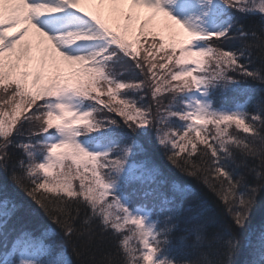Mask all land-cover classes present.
<instances>
[{"label":"snow or ice","instance_id":"6c2138e0","mask_svg":"<svg viewBox=\"0 0 264 264\" xmlns=\"http://www.w3.org/2000/svg\"><path fill=\"white\" fill-rule=\"evenodd\" d=\"M0 177V264H264V0H0Z\"/></svg>","mask_w":264,"mask_h":264},{"label":"trees","instance_id":"16d2710c","mask_svg":"<svg viewBox=\"0 0 264 264\" xmlns=\"http://www.w3.org/2000/svg\"><path fill=\"white\" fill-rule=\"evenodd\" d=\"M241 22L244 24V27L246 29H252L253 27H255L257 30L259 29L260 19L258 16L244 17L242 18ZM239 43V41H233L225 45V47L238 46ZM248 83L250 87L259 88V85L254 82L249 81ZM249 110H253L251 105L249 106ZM117 119L119 118L117 117ZM148 140H151V137H148ZM146 147L149 150V154L154 156L156 162L164 169L165 173L169 175L171 179L188 184L196 190L197 194L204 199L205 206L214 219L222 223H230V219L226 215L224 206L219 201H217L211 193H208L207 189H205L203 185L181 175L178 171L172 168L171 165H169V163L166 161V159H164L163 155L159 152V149L155 146L154 142L146 143ZM249 179L251 180V177H249ZM3 197L16 199L21 204L24 201H28V203H31V201L28 200V197L23 192H21L19 189L14 188L10 183L7 182L6 178L0 177V198ZM32 208L35 210L33 212V216L39 213L43 217V213L35 204H32ZM43 218L46 223H50V221L47 220V217ZM261 227H264V195L258 197L257 204L253 210L252 218L249 224L250 231L253 233H258ZM108 247L109 244L107 242L102 243V248L107 249Z\"/></svg>","mask_w":264,"mask_h":264},{"label":"rangeland","instance_id":"374dc122","mask_svg":"<svg viewBox=\"0 0 264 264\" xmlns=\"http://www.w3.org/2000/svg\"><path fill=\"white\" fill-rule=\"evenodd\" d=\"M119 118V117H118Z\"/></svg>","mask_w":264,"mask_h":264}]
</instances>
